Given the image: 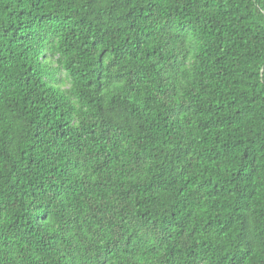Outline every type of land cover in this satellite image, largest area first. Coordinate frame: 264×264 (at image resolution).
Listing matches in <instances>:
<instances>
[{
	"label": "trees",
	"instance_id": "16d2710c",
	"mask_svg": "<svg viewBox=\"0 0 264 264\" xmlns=\"http://www.w3.org/2000/svg\"><path fill=\"white\" fill-rule=\"evenodd\" d=\"M0 264H264V0H0Z\"/></svg>",
	"mask_w": 264,
	"mask_h": 264
}]
</instances>
